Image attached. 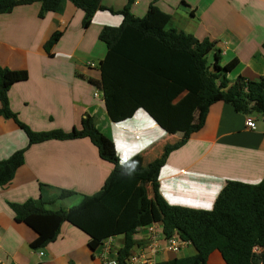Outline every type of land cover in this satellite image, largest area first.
<instances>
[{
	"label": "crops",
	"instance_id": "crops-1",
	"mask_svg": "<svg viewBox=\"0 0 264 264\" xmlns=\"http://www.w3.org/2000/svg\"><path fill=\"white\" fill-rule=\"evenodd\" d=\"M101 3L105 10L98 11L86 29L82 27L83 12L69 1L43 18L37 3L0 15V66L28 74L26 81L9 89V105L35 132L68 133L81 129L84 119H91L115 144L121 162L131 170H140L154 162L166 145L180 142L183 134L165 133L143 110L119 124L110 120L99 89V64L107 51L99 34L106 26L120 25L121 16L113 12L122 10L127 0ZM151 5L166 16L165 29L214 42L222 66L238 60L229 80L243 76L258 81L264 76V0H135L131 12L142 18ZM55 32L61 34L60 39L47 53L44 44ZM246 117L223 102L213 104L203 127L167 158L158 179L160 197L172 206L209 211L229 182L260 183L264 179V120L252 116L256 128L250 130L245 126ZM27 144L15 122L0 117V160ZM111 171V165L99 158L88 139L29 147L11 183L0 187V264H102L100 254L108 240L114 258L123 246L122 234L104 239L93 251L91 236L71 222L63 225L54 243L33 250L30 243L35 232L17 223L9 207L10 203L41 199L46 210H69L99 192ZM144 188L145 196L138 187L120 216L100 209L102 222L114 228L141 225L134 236L133 255L148 251L149 226L162 231L152 187L146 184ZM63 191L74 194L61 199ZM164 245L161 240L160 246ZM178 253L182 255L162 250L151 264L193 256L196 251L188 243ZM207 264L225 262L215 251Z\"/></svg>",
	"mask_w": 264,
	"mask_h": 264
},
{
	"label": "trees",
	"instance_id": "trees-1",
	"mask_svg": "<svg viewBox=\"0 0 264 264\" xmlns=\"http://www.w3.org/2000/svg\"><path fill=\"white\" fill-rule=\"evenodd\" d=\"M63 1H69L83 12L84 29L90 26L98 11L105 10L102 0H0V15L9 14L18 6L37 3L41 7L39 17L43 18L58 11ZM134 2L127 0L122 10L113 12L121 16L119 26H106L99 34V40L107 49L99 64V89L105 110L116 124L143 110L165 133H182V140L166 145L160 156L146 168L131 170L119 159L115 144L95 127L91 119H84L81 129L68 133L61 130L35 132L11 110L8 98L13 84L27 80V72L0 66V117L14 121L28 142L24 149L0 160V187L11 183L17 169L23 165L29 147L49 141L88 139L97 149L99 158L112 167L100 191L84 197L78 206L69 210H46L41 199L10 203L15 221L35 232L36 238L30 247L36 251L54 243L66 222L91 236L89 247L93 251L104 239L122 234L123 246L114 259L117 264H128L136 245L134 236L141 225L114 228L107 221L102 222L100 209L120 216L134 191L142 187L145 196L144 186L150 184L155 206L161 215L163 238L177 235L196 251L193 256L154 264H207L215 251L225 264H264V179L258 184L229 182L209 211L169 205L158 193L160 171L170 153L203 127L213 104L223 102L236 112L264 120V76L258 81L243 76L229 80L228 75L237 68L238 60L222 66L214 42L165 29L166 16L152 5L144 17H135L131 12ZM60 36L55 32L47 40L44 44L47 53ZM211 53L212 61L209 60ZM73 194L63 191L61 199Z\"/></svg>",
	"mask_w": 264,
	"mask_h": 264
},
{
	"label": "built area",
	"instance_id": "built-area-1",
	"mask_svg": "<svg viewBox=\"0 0 264 264\" xmlns=\"http://www.w3.org/2000/svg\"><path fill=\"white\" fill-rule=\"evenodd\" d=\"M245 126L250 130H255L256 125L252 117H246ZM148 234L150 239V247L148 251L132 255L129 259L128 264H151L153 263L154 257L157 255L158 252L166 250L169 252L177 253L179 252L183 244H188L182 242L178 238L164 239L162 236V231H160L159 228L156 226H149ZM161 240H163L165 243L163 248L160 246ZM110 251V240H108L103 246L102 253L100 254L102 264H117L116 260L111 256ZM40 255H42V253H40Z\"/></svg>",
	"mask_w": 264,
	"mask_h": 264
},
{
	"label": "rangeland",
	"instance_id": "rangeland-1",
	"mask_svg": "<svg viewBox=\"0 0 264 264\" xmlns=\"http://www.w3.org/2000/svg\"><path fill=\"white\" fill-rule=\"evenodd\" d=\"M210 59V58H209ZM229 78V77H228ZM236 79V78H235ZM252 117V116H251ZM258 252V251H257ZM178 257H180L182 254L181 253H175Z\"/></svg>",
	"mask_w": 264,
	"mask_h": 264
}]
</instances>
